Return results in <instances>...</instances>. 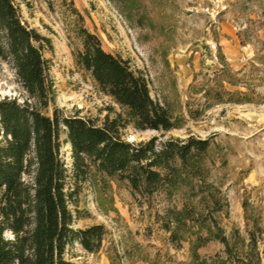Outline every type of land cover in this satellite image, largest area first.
Here are the masks:
<instances>
[{
    "label": "rangeland",
    "instance_id": "rangeland-1",
    "mask_svg": "<svg viewBox=\"0 0 264 264\" xmlns=\"http://www.w3.org/2000/svg\"><path fill=\"white\" fill-rule=\"evenodd\" d=\"M13 1L22 19L51 39L52 46L43 53L55 97L45 112L59 107L65 115L79 114L102 124L107 116L124 111L74 60L84 26L99 35L106 50L141 71L152 97L181 122L171 130H140L130 123L121 129L124 139L193 135L210 141L207 182L194 188L182 185L171 195L158 191L143 196L134 194L127 181L85 182L78 210L71 204L73 226L102 223L107 233L100 250L89 252L75 242L66 256L77 264H197L186 240L195 237L197 225L188 222L182 232L187 238L177 245L161 220L167 209L186 205L206 215L208 222L215 217L227 237L244 238V251L253 219H258L263 232L257 234V249L264 264V0ZM221 90L246 91L252 101L217 102L215 93ZM6 96L22 100L27 92L14 68L0 58V98ZM65 137L61 135L62 155L70 163ZM210 191L221 197L223 206L212 214L202 198ZM5 236L12 238L10 232ZM236 249L243 253L240 242ZM199 253L208 260L217 257V264H237L217 239Z\"/></svg>",
    "mask_w": 264,
    "mask_h": 264
},
{
    "label": "trees",
    "instance_id": "trees-1",
    "mask_svg": "<svg viewBox=\"0 0 264 264\" xmlns=\"http://www.w3.org/2000/svg\"><path fill=\"white\" fill-rule=\"evenodd\" d=\"M79 34L82 47L73 51L76 64L125 115L119 112L98 124L90 117L65 115L59 107L52 114L45 112L55 97L54 79L43 53L44 47L52 46L51 39L22 19L13 0H0V58L14 68L27 92L22 100L0 98V264H77L66 256L75 242L89 252L100 250L107 233L104 224L73 226L71 204L78 210L85 182L127 181L134 194L143 196L158 191L171 195L182 185L194 188L207 182L208 139L191 135L159 140L153 136L133 142L122 137L121 129L130 123L140 130H171L181 122L152 97L147 77L121 55L106 50L97 33L81 26ZM215 99L252 101L246 91L231 90L216 91ZM62 134L70 145V163L62 155ZM202 198L211 206V214L223 209L214 191ZM161 220L177 245L187 238L182 232L188 222L197 225L195 237L186 239L197 264L218 263L217 257L208 260L199 253L211 239L219 240L237 264H261L257 234L263 230L258 219H253L246 251L244 238L238 234L235 240L227 237L215 217L208 222L193 207L169 208ZM239 242L243 253L237 252Z\"/></svg>",
    "mask_w": 264,
    "mask_h": 264
}]
</instances>
